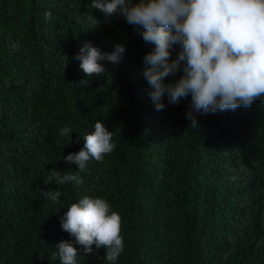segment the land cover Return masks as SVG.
<instances>
[{
	"label": "trees",
	"instance_id": "16d2710c",
	"mask_svg": "<svg viewBox=\"0 0 264 264\" xmlns=\"http://www.w3.org/2000/svg\"><path fill=\"white\" fill-rule=\"evenodd\" d=\"M91 3L0 0V264H59L51 256L61 240L81 249L59 217L84 196L106 199L122 218L117 264H264V103L196 113L195 129L190 97L170 105L165 96L155 110L142 75L154 45ZM85 42L108 52L124 44L126 54L88 77L73 59ZM97 120L115 150L74 172L79 185H44L48 170H77L62 157L83 148ZM64 126L73 143L60 137ZM53 189L59 204L42 195ZM103 256L93 245L78 264Z\"/></svg>",
	"mask_w": 264,
	"mask_h": 264
},
{
	"label": "clouds",
	"instance_id": "9594fccd",
	"mask_svg": "<svg viewBox=\"0 0 264 264\" xmlns=\"http://www.w3.org/2000/svg\"><path fill=\"white\" fill-rule=\"evenodd\" d=\"M89 8L102 12L106 21L124 18L145 43L154 45L143 57L142 75L151 88L155 110L165 108V96L170 105L190 97L186 119L195 129L196 113L236 111L250 108L257 100L264 103V0H92ZM81 15L95 20L89 14ZM44 18L51 21L52 12L46 11ZM176 48V58L170 60ZM125 54L124 44H114L108 52L85 42L73 59L80 62L86 76L102 77L108 73L103 62L118 65ZM170 75L178 78L165 83ZM72 134L68 126L59 132L71 143ZM112 137V131L97 120L93 131L83 136V148L62 157L77 170H48L44 185L81 184L74 172H83L90 160L99 163L112 153L116 147ZM42 195L59 204L62 193L42 190ZM59 222L81 249L61 240L53 245V260L78 264V258L93 253L94 245L96 250L104 249V264H117L125 247L122 218L106 199L84 196L67 207Z\"/></svg>",
	"mask_w": 264,
	"mask_h": 264
}]
</instances>
